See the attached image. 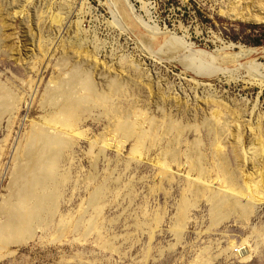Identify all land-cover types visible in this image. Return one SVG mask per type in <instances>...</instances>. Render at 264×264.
Instances as JSON below:
<instances>
[{
	"label": "rangeland",
	"instance_id": "obj_1",
	"mask_svg": "<svg viewBox=\"0 0 264 264\" xmlns=\"http://www.w3.org/2000/svg\"><path fill=\"white\" fill-rule=\"evenodd\" d=\"M16 5L25 14L16 16ZM232 12L264 17V0H0L5 42L0 83L26 95L13 128H7L8 119L0 128V209L11 199L33 126H51L45 102L52 89L76 70L93 85L94 101L110 84L121 90L107 93L106 105L89 99L88 120L63 132L72 144L56 166L57 211L27 244L6 249L0 264H264V201L246 220L235 211L215 226L205 200L191 209L182 232L176 220L187 174L194 169V158L187 160L191 144L199 139L202 152L211 155L215 136L204 122L213 120L214 111L221 116L229 163L216 168L206 160L214 168L208 177L215 190L226 191L233 175L239 185L244 178L261 180V170L257 174L243 161L264 154V90L253 83L264 79V20L256 25L232 18ZM58 13L64 20L57 29L52 19ZM46 51L52 55L37 77L22 72ZM202 63L206 69L198 66ZM207 69H213L211 77L204 76ZM33 77L32 88L14 80ZM169 117L185 129L178 146L163 133ZM125 118L133 127L139 124L138 135H157L135 157L136 139H121L115 131L114 124ZM173 147L181 155L171 163L167 184L160 172ZM191 175L197 178V170Z\"/></svg>",
	"mask_w": 264,
	"mask_h": 264
},
{
	"label": "bare ground",
	"instance_id": "obj_2",
	"mask_svg": "<svg viewBox=\"0 0 264 264\" xmlns=\"http://www.w3.org/2000/svg\"><path fill=\"white\" fill-rule=\"evenodd\" d=\"M19 6L20 5H16V8H17V10L15 11L16 16L25 14L23 10L18 9ZM230 14L232 18H235L237 20L250 21L251 23H256V25L258 24V22H260L261 24V21L264 20V17H261V16H255V15L248 16L244 14H237L235 12H232ZM63 20L64 18L61 17L60 13H58L52 19V26L58 29L60 26H62L61 23L63 22ZM3 32H4L3 29L0 28V53L3 52L2 48L5 46V42L1 38V34ZM77 33H78L77 29H75V34ZM166 49L167 48H165V50ZM5 53H6V57L9 60L15 59L16 61H19L20 59V57H18L15 53H10V54H7V52ZM250 53L251 52L249 50L247 54H250ZM161 54L159 55L161 56ZM40 55L41 57L37 58L35 61H33V63L30 64L29 69L23 68L22 72L26 74L30 73L33 76L35 75L37 77L40 68L43 66V64H45L48 58L51 57L52 51L41 52ZM165 55L166 54H164V57ZM188 64L192 65V67L190 68L194 67L192 64V61L191 63L188 62ZM0 65L3 66L2 63H0ZM198 66H200L201 69H206L203 63H202V66L204 68L201 65H198ZM245 68L247 69V67ZM13 70H16V69H13ZM212 70L207 69L206 71L207 74H205V72L203 71L204 76L207 75L206 77L208 76L211 77ZM75 71L71 72L72 75L70 78L67 79V81H65L64 83L62 82L63 84H61V87L56 88L54 86L55 91H53L52 89L51 94H49L46 99L45 104L47 103L48 106L51 108V112L48 113V114L51 113L49 115L50 119L48 121V123L51 126L45 127V128H42L36 125L35 127L33 126L34 130L32 131L30 139L23 152V166L19 168L20 170H18L15 180L13 181L14 189L12 190L13 192H12V196L10 197L11 199L8 202H6V204L0 209L1 218L3 217L4 219L3 221H0V258L5 252V250L8 249L9 247L11 246L17 247V246L22 245V243H25V242L27 244V242L29 241L28 239L30 238L31 240L33 236H35L34 233L37 232L38 227L44 225L46 220H48L52 216V214L57 211V210L54 211L56 209L55 206H56V202L58 198L55 194L56 192L55 188L58 185L57 177L59 174L57 175L55 171L57 170L56 166L63 158L64 152L69 150L68 147L70 144L69 143L70 141L67 142V140H65V138L63 137V134H65L63 132L67 130L68 131L76 130L77 127L80 126L82 122L84 123V121L87 119L86 117L89 115V112H90L89 110L90 107L88 105L90 104L89 99H90V96H92V94L94 93L93 85L91 84L89 79L86 78V76L84 77L82 75L84 72L81 74ZM208 72L210 75H208ZM215 74L219 75L218 73H215ZM2 75L0 74V79L3 78ZM14 80L16 82L18 81L22 83V85L25 84L26 86H29L30 88H32L36 83L35 82L36 79L34 77L28 81L19 80L17 78ZM253 83L258 85L261 90H264V79L263 80L254 79ZM1 84L3 83H0V128L2 126V123L6 119H8L7 128L12 129L14 122H15L14 120L16 119V117L18 116V114L20 113L22 109L21 108L22 103L25 101L26 95L20 92L18 93L13 92L11 89L8 90V88L6 89V87L4 86L5 84L3 86ZM118 91H119L118 86H116L115 84H110V86L108 87L107 93L108 94L110 93L113 95L115 92H118ZM107 93L106 95L104 94L102 95V93L101 95L99 94L100 96L98 95L96 97V101H94L93 99H90V100H92V102L94 101L95 104H105L106 105L107 103L111 102ZM93 108L94 107L91 106V109ZM211 115L213 117V118L211 117L213 120L212 119H210L212 121L207 120L208 123L206 121L204 122V124L206 123L205 125L206 127H208L209 131L215 136V138H213L211 145H210L211 155L209 157L204 152H202V145L199 139L195 140L189 148L190 155L187 158V160L190 161V156L194 158V159L191 158L194 169L187 174L186 183L182 189L181 200L179 201V205H178V217L176 216L177 217L176 220H178L177 224H178L179 229L175 227V230L178 229L179 231H181V229L183 228V225L185 224V221L187 219L189 212L191 211L192 208L195 207V205L198 204L197 202H200V200H205L207 203L211 204V207H212L211 210H212V213L214 214V219L213 218L212 219L214 220L215 226L218 225V223L220 224L221 221L223 222V220L230 218V216L234 215V213L238 211L242 212L241 216H243L244 220H246L247 218H250V216L254 214L253 210L256 207V205L264 201V157H263L264 154L262 155V157H260L261 154L258 156H255V159L256 157L258 158L257 160H254V158L253 159L251 158L250 162L249 161L246 162V160H249L246 158L243 161L244 164L251 163V169H256L255 173L258 174L259 171L261 170V173L258 174L261 177V180L259 182H255L254 179L249 180L248 178H244L243 185H239L237 180H235L234 178L232 179V177L234 176L233 173L232 174L229 173L230 175H233V176L231 177L229 175L230 177H227V180H229L228 187L226 186L227 190L225 189L226 191H223V192L215 190L213 186V182L215 181L213 180L212 182V180H210L209 178L214 168L210 170V168L207 167L206 160L210 158L211 161L212 160L215 161L216 168H219L222 165H227V164L229 165V163L227 161L226 154H224L223 152V147H222L224 143L223 134L221 133V130L218 127V124H219L218 119H220L221 116L218 117L217 111L212 112ZM122 117L120 119L124 120V118ZM170 117L172 118V116ZM170 117L168 119L165 118L166 122L164 125L163 133H164V136L166 135L173 136V141H174L173 144L174 146H178L180 144L182 134L185 132V129L180 123L177 124L176 123L177 121L176 122L173 121ZM127 119H126L127 122L130 121L129 119L128 120ZM126 121L125 122L122 121L123 123L117 122L116 125L114 124V127H115L116 133L118 132L119 133L118 135H122L123 138L121 139H125V140L127 139L129 140L130 138L136 139L137 143L136 142L135 143L138 144V147L137 145L134 146L135 148L134 149L132 148L133 149L132 152H134V154L131 153L135 157L136 154L138 153H139L138 155L141 154L140 149L144 147L146 142L153 145V142H155L154 139L157 138V135L155 138H152L149 136L148 137L149 139L147 138V134H145V136L138 135L136 132L137 131L136 128L140 127L139 124L137 123L138 127L137 126L133 127L132 125L129 124L131 123V121L128 123H126ZM114 122H116V120ZM112 124L110 123L109 127L111 126L112 128L113 127ZM134 124L136 125V123ZM156 124L155 125L152 124L151 126H156ZM55 126H59V127L56 128ZM194 128H195V132L196 131L198 132L197 125H195ZM138 129L141 130L140 128ZM252 129L253 128H251V130ZM113 131L114 129L112 130V132ZM153 132L157 134L155 131ZM74 135L80 136L81 132H77ZM119 144H122V142ZM105 147L100 146V150L101 148L105 149ZM179 154L180 153L178 151V148L173 147L172 151H170V153L166 155L167 160H169V162H165L162 165L160 176L162 177L163 181L167 182V184L168 182L171 181V178H172L171 163L176 162L178 156L181 155ZM257 163H260V165L262 166L261 169L257 167ZM180 167L181 166H178V169H180ZM224 167L225 166H223V168ZM226 168L224 169L226 170ZM194 170H197V178L195 177L193 178L191 175L193 174ZM221 181H223V179H221ZM101 192L102 191L100 189V190H97V192L95 191L93 193V197H92L93 205L98 202L102 194ZM242 196H244L246 203L241 200ZM175 236H177V234ZM245 242L246 241H244L241 244V247L245 245ZM247 258H243V259L245 260Z\"/></svg>",
	"mask_w": 264,
	"mask_h": 264
}]
</instances>
